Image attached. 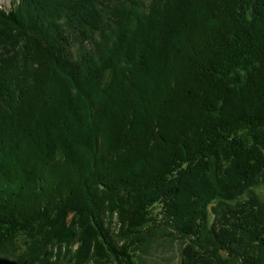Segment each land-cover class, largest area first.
<instances>
[{
  "label": "trees",
  "instance_id": "trees-1",
  "mask_svg": "<svg viewBox=\"0 0 264 264\" xmlns=\"http://www.w3.org/2000/svg\"><path fill=\"white\" fill-rule=\"evenodd\" d=\"M263 186L264 0L0 5V256L264 264Z\"/></svg>",
  "mask_w": 264,
  "mask_h": 264
},
{
  "label": "rangeland",
  "instance_id": "rangeland-1",
  "mask_svg": "<svg viewBox=\"0 0 264 264\" xmlns=\"http://www.w3.org/2000/svg\"><path fill=\"white\" fill-rule=\"evenodd\" d=\"M12 1L13 0H0V5L8 6L11 4ZM16 49L21 50V52L23 53L20 44L16 45ZM260 189L262 191H260L259 194L264 199V186L263 189L262 188ZM180 237L183 236L180 235ZM34 240L40 243L42 242L43 239L40 240V237L38 236L35 237ZM38 242L29 245L32 247V251H30V253L28 254V256L30 257L28 261L29 264H32V262L35 259L34 258L35 256L42 254L45 251L44 250L45 248L42 250H37V248L39 247ZM48 248H51V246L49 245ZM8 249L9 248L7 247L6 250ZM134 251L136 252V255L139 256V259L143 261L145 264H179L180 253H181V240L179 239V234L176 230L171 228H166L162 230L161 233H157L154 236L149 237L146 242L138 245L136 249L133 250V252ZM0 257H6V256H0Z\"/></svg>",
  "mask_w": 264,
  "mask_h": 264
},
{
  "label": "water",
  "instance_id": "water-1",
  "mask_svg": "<svg viewBox=\"0 0 264 264\" xmlns=\"http://www.w3.org/2000/svg\"><path fill=\"white\" fill-rule=\"evenodd\" d=\"M0 264H20V263L11 258L0 257Z\"/></svg>",
  "mask_w": 264,
  "mask_h": 264
},
{
  "label": "bare ground",
  "instance_id": "bare-ground-1",
  "mask_svg": "<svg viewBox=\"0 0 264 264\" xmlns=\"http://www.w3.org/2000/svg\"><path fill=\"white\" fill-rule=\"evenodd\" d=\"M12 3V2H11Z\"/></svg>",
  "mask_w": 264,
  "mask_h": 264
}]
</instances>
